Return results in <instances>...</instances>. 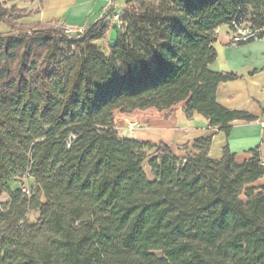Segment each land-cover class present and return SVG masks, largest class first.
I'll list each match as a JSON object with an SVG mask.
<instances>
[{"label": "trees", "instance_id": "trees-1", "mask_svg": "<svg viewBox=\"0 0 264 264\" xmlns=\"http://www.w3.org/2000/svg\"><path fill=\"white\" fill-rule=\"evenodd\" d=\"M16 11L0 3V264H264L257 151L213 159L209 136L179 155L115 124L116 111L180 103L227 135L256 120L218 103L236 75L211 66L217 29H264V0H127L108 51V13L70 39Z\"/></svg>", "mask_w": 264, "mask_h": 264}, {"label": "crops", "instance_id": "crops-1", "mask_svg": "<svg viewBox=\"0 0 264 264\" xmlns=\"http://www.w3.org/2000/svg\"><path fill=\"white\" fill-rule=\"evenodd\" d=\"M9 11L15 8L21 18L16 22L24 26L58 24L61 27L88 28L104 18L105 10L114 6L125 7V0H0ZM107 18V17H105ZM0 32L11 31L9 25L1 23ZM111 39V37H110ZM215 48L217 59L211 68L217 72L236 75L234 80L222 82L218 86L216 98L219 104L231 110L243 111L256 118L254 121L238 120L231 123L230 133L210 126L209 120L198 113L188 118L180 103L171 110L159 111L155 108L135 110L131 113L116 111L115 124L125 135L141 141L164 142L179 155V148L192 144L194 140L212 136L209 156L221 159L224 148L235 153L238 164L253 158V151L260 154L264 162V36L243 44H234L229 25L216 31ZM253 186L264 185V177ZM20 186L12 182V188ZM8 199L3 195L2 202ZM39 212L29 214V220L36 222Z\"/></svg>", "mask_w": 264, "mask_h": 264}, {"label": "built area", "instance_id": "built-area-1", "mask_svg": "<svg viewBox=\"0 0 264 264\" xmlns=\"http://www.w3.org/2000/svg\"><path fill=\"white\" fill-rule=\"evenodd\" d=\"M114 6V4L110 5V7L105 10V13H108L107 21L112 24V27L120 28L122 25L121 13L124 7L122 8L121 13H119L118 11H114ZM62 29L64 34L70 39L82 37L87 30V28L69 26L62 27ZM231 31L233 43L243 44L260 38L264 29H256L246 22H238L235 20L231 24ZM23 192L28 195L30 194V188L27 183L23 186Z\"/></svg>", "mask_w": 264, "mask_h": 264}, {"label": "rangeland", "instance_id": "rangeland-1", "mask_svg": "<svg viewBox=\"0 0 264 264\" xmlns=\"http://www.w3.org/2000/svg\"><path fill=\"white\" fill-rule=\"evenodd\" d=\"M125 1H127V0H125ZM122 8H123V6L120 5L119 8H117V11H118L119 13H121ZM16 16H17V15H16ZM15 25H17V29H19L20 26H18L17 23H15ZM110 26H111V30H110L109 36L107 37V39H105V40H103V41L101 42V46H102V48H103L105 51H108V49H109L110 37H111V40H112V39L115 37V35H116V31H115V29L112 27V24H111V23H110ZM26 27L28 28V27H31V26H26ZM53 27H55V28H61V26L58 25V24H54ZM0 31H1V30H0ZM120 133H121L122 135L126 136V137H132V136H130L129 134L125 135V133H124L123 131H120ZM147 172L150 173V170H149L148 167H147ZM242 198H243L244 200H246V198H245L244 195L242 196Z\"/></svg>", "mask_w": 264, "mask_h": 264}]
</instances>
